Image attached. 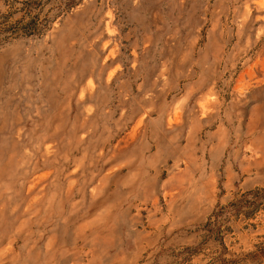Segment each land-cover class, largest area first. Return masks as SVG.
<instances>
[{
  "label": "rangeland",
  "instance_id": "obj_1",
  "mask_svg": "<svg viewBox=\"0 0 264 264\" xmlns=\"http://www.w3.org/2000/svg\"><path fill=\"white\" fill-rule=\"evenodd\" d=\"M26 10L50 21L0 35V264H264V0H0Z\"/></svg>",
  "mask_w": 264,
  "mask_h": 264
},
{
  "label": "trees",
  "instance_id": "obj_2",
  "mask_svg": "<svg viewBox=\"0 0 264 264\" xmlns=\"http://www.w3.org/2000/svg\"><path fill=\"white\" fill-rule=\"evenodd\" d=\"M72 3V2H70ZM71 6L72 4H66ZM48 21H50L48 18H41L39 19L36 14L30 15L28 10L24 11V19L20 18L17 20H14L13 22H6L3 20H0V35L3 33H8L9 36H28L33 34H41V32L46 27ZM11 36V37H12ZM4 37V36H1ZM3 39V38H0ZM252 195V197H255L259 194L264 196V188L256 189L253 191L248 192ZM209 223V221L206 223V225ZM264 256V241L261 242L253 251L250 253L249 256ZM225 264H232L230 260H227Z\"/></svg>",
  "mask_w": 264,
  "mask_h": 264
}]
</instances>
